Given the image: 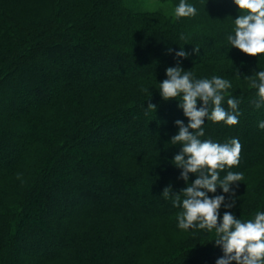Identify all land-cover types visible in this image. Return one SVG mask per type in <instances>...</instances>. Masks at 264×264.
<instances>
[{"label": "trees", "instance_id": "obj_1", "mask_svg": "<svg viewBox=\"0 0 264 264\" xmlns=\"http://www.w3.org/2000/svg\"><path fill=\"white\" fill-rule=\"evenodd\" d=\"M162 1L171 13L130 0H0V264H216L224 255L214 229L177 226L175 195L182 201L196 179L185 182L173 162L175 122L189 123L182 96L159 91L177 64L196 80H228L226 110L229 97L239 101L236 125L205 118L198 137L242 145L220 178L243 179L208 193L235 200L220 219L264 212V104L246 78L264 70V54L227 40L244 14L233 0H185L197 13L180 18V0Z\"/></svg>", "mask_w": 264, "mask_h": 264}, {"label": "clouds", "instance_id": "obj_2", "mask_svg": "<svg viewBox=\"0 0 264 264\" xmlns=\"http://www.w3.org/2000/svg\"><path fill=\"white\" fill-rule=\"evenodd\" d=\"M238 7L239 15L235 20V34L229 35L227 40L232 47L239 49L242 53L257 57L264 54V0H233ZM197 9L180 0L174 10L177 18L192 17ZM172 49H169L171 52ZM199 51V48L194 49ZM179 58H186L188 53L181 48L176 52ZM166 76L159 83L160 94L167 101L182 96L179 107L183 109L184 115L189 119L187 126L183 121L175 123L179 132L172 137L173 145H182L181 151L174 156V164L182 168L181 179L185 182L189 174H195L196 179L182 190L185 197L182 201L180 193L175 195L174 207L182 208L178 213V227L182 230L200 229L211 232L215 230L217 239L215 244L222 247L224 255L217 259L216 264H264V212L257 213L254 220L242 222L230 211H225L220 219L219 209L221 205L231 208L235 200L225 204L224 195L209 197L208 193H216L219 186L224 193L230 192V186L243 179L242 173L229 171L223 179L220 172L239 164L242 145L238 139L232 138L227 143H214L211 140L201 141L198 137L204 135L202 125L205 118L214 123L224 122L228 126L236 125L239 120L237 111L239 101L231 96L227 99L226 110L222 106L224 93L232 87L231 83L219 76L209 79H193L190 71H184L179 64L176 67H168ZM250 80V87L258 89L259 108L264 104V70L246 77ZM148 91V89H145ZM203 105L197 108V100ZM212 109L209 113V104ZM147 109H154L156 105L148 104ZM264 129V121L258 125ZM191 129V131H190ZM196 130V131H193ZM187 157V159H185ZM171 187H166L162 196L168 198L171 195Z\"/></svg>", "mask_w": 264, "mask_h": 264}, {"label": "rangeland", "instance_id": "obj_3", "mask_svg": "<svg viewBox=\"0 0 264 264\" xmlns=\"http://www.w3.org/2000/svg\"><path fill=\"white\" fill-rule=\"evenodd\" d=\"M135 7L139 9H157L162 10L167 13L172 12V6L171 3L168 1H162V0H130ZM43 236L47 235L46 232L43 230L41 233ZM36 238H29L28 240V246L33 247V245L36 242Z\"/></svg>", "mask_w": 264, "mask_h": 264}]
</instances>
